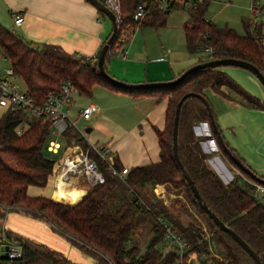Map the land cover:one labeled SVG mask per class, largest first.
<instances>
[{"label": "trees", "instance_id": "1", "mask_svg": "<svg viewBox=\"0 0 264 264\" xmlns=\"http://www.w3.org/2000/svg\"><path fill=\"white\" fill-rule=\"evenodd\" d=\"M178 1L121 0L122 24L105 56L108 74L111 75L107 62L120 49L122 31H127L130 41L137 27L150 25L157 30L165 27L168 14L165 10L175 8ZM139 4L144 5L146 16L137 23L133 21V15ZM208 5V0H182V6L188 14L183 26L188 52L199 54L200 63L212 59L234 58L249 62L264 71V48L258 42V36L263 35L262 23L253 27L249 20H243L244 33L240 34L231 27H219L208 20ZM101 14L105 16L102 12ZM0 49L4 58L10 61L15 74L25 83L28 93L37 102H42L46 95L57 91L65 81H71L78 93L85 96H91L95 86L101 85L133 96L154 95L159 100L168 98L166 126L163 130L156 128L160 160L130 168L122 181L112 173L105 161L92 154L103 171L105 182L88 187L87 194L81 201L53 196L62 201L59 202L44 195H29L30 186L44 188L54 181L57 161L43 153L51 125L43 118L1 110L0 219L5 218L8 210H17L44 220L82 252L93 257L94 264H174L176 253L163 256L157 247L164 237V231L156 223L154 215H161L167 219L174 232L189 243V252H196L201 264H256L244 248L231 235L221 230L203 210L173 154L175 112L178 102L187 93L203 95L209 101L207 90L224 98L231 97L230 92H233L245 106L264 109V102L243 90L223 70L225 67L197 69L169 87L129 90L109 82L101 75L97 57L68 53L55 44L35 45L1 24ZM202 122L210 126L205 105L196 97L187 98L181 106L179 116V158L203 202L257 253L264 264V203L255 196L253 186L245 180V177H250L240 171L223 152L212 127L211 138L216 140L223 154L242 173L235 175L226 184L210 167L211 155L203 150L201 139L195 133V128ZM21 125L26 127L19 132ZM217 128L222 136L221 130L218 126ZM63 137L67 147L78 143L83 148H88L86 139L73 128L65 132ZM224 142L235 153L225 140ZM114 167L117 170L124 168L117 157ZM255 173L264 180V175ZM166 184L185 189L186 198L199 215L200 221L194 219L184 222L169 211L164 201L153 191L156 185ZM145 189L151 191L149 196L143 193ZM56 193L60 194L58 191ZM139 199L145 202L149 211L139 204ZM145 229H148L150 236L146 247L140 249L134 238ZM3 237L20 243L23 255L16 260H4L0 257V264H83L71 261L48 247L13 232L6 231L4 236L0 233V240Z\"/></svg>", "mask_w": 264, "mask_h": 264}, {"label": "crops", "instance_id": "2", "mask_svg": "<svg viewBox=\"0 0 264 264\" xmlns=\"http://www.w3.org/2000/svg\"><path fill=\"white\" fill-rule=\"evenodd\" d=\"M102 1L104 3L105 0ZM170 12L171 9L168 14ZM14 14H22L25 22L20 26H15ZM185 22L182 25L181 35H178L180 43L172 45L173 47H168V44L161 41L157 35L159 31L163 32L166 26L158 30L150 25L139 27V29L137 27L138 31H134L135 35L124 46L125 53L121 54L118 51V55L123 60L114 59L112 55L108 59L110 62H107V67L111 75L115 77L113 72L120 76L119 71L123 68L126 78L129 75L128 70L137 71L134 83L172 80L188 67L200 63V55L190 54L186 50L187 46L183 44V36L186 44L183 29ZM0 24L14 30L17 36L35 45L55 44L68 53H78L92 58L97 57L112 32L111 22H108L106 16H103L87 0H0ZM185 50L193 55L190 62L185 59ZM118 65L121 68H117ZM143 68L145 80L141 81ZM223 70L243 90L264 102L256 85L258 79L252 73L237 67H225ZM101 88L106 93L100 92L106 96H122L119 98L123 100L125 109L122 114H118L120 126L117 125V130H112L105 126L110 121L107 110L93 103L99 107V113L88 120L91 125L87 127L89 132L86 129L84 133L86 141L111 147L115 157L128 169L158 162L160 146L156 128L163 130L166 126L168 98L159 100L154 95L133 96L115 92L103 86ZM224 91L228 92L227 89ZM230 94L229 98L217 95L212 90L207 94L217 126L221 130L223 139L237 156L259 175H264V109L249 108L242 104L233 92ZM125 123L130 125L128 130L122 128V124ZM206 126L209 130L208 136H210V127ZM212 147L214 148V144ZM213 158L210 160L212 166L214 165ZM218 158L221 160V157ZM218 167L223 171L227 166L223 163ZM212 168L228 184L230 180H225L215 166ZM53 182L44 188L30 186L28 193L31 196H48L55 201H59L54 199L55 195H60L62 199L72 198L62 195L60 192L62 190L82 195L81 198L64 200H82L87 194L88 185L85 181L71 182L68 186L65 185L64 189L59 188L60 194L55 192ZM163 188L164 185H156L153 191L166 204ZM6 231L42 244L71 261L83 264H94L95 262L85 257L77 246L53 233L52 227L46 221L30 214L8 210L5 218L0 219V233L5 234Z\"/></svg>", "mask_w": 264, "mask_h": 264}, {"label": "built area", "instance_id": "3", "mask_svg": "<svg viewBox=\"0 0 264 264\" xmlns=\"http://www.w3.org/2000/svg\"><path fill=\"white\" fill-rule=\"evenodd\" d=\"M104 4L115 14L119 28L120 24H122L121 0H105ZM250 10L252 18H250L249 22L253 27L258 26L260 24L259 19L264 11L261 0H251ZM145 16V7L139 4L133 15V21L138 23L144 19ZM13 21L15 26H20L25 22V17L22 14H14ZM128 41L127 31L123 30L120 38L121 46L119 53H125L124 46ZM258 42L261 47L264 48V34L258 36ZM261 72L264 74V71ZM17 78L18 76L11 67L8 69H0L1 110L22 113L35 118L48 120L51 128H54L55 134L58 136H63L70 128L79 131L76 128V122L72 121L69 116L73 96L78 94L77 88L71 81L63 82L57 91H53L46 95L42 102H37L26 89L20 88L19 84L16 82ZM97 113H99V107L91 103L79 112V117L88 121ZM25 127V125H21L18 131H23ZM79 132L84 137L85 132ZM61 147L59 142H51L49 149L53 153L59 154ZM92 154H95L105 161L112 173L120 180H125L129 169L124 167L122 170H117L114 167L116 157L111 147L88 143V148L85 149L80 144L73 143L70 147L66 148L64 156L56 162L53 176L55 192L59 190V184L61 183L69 184L71 182L85 181L88 187H92L105 182L103 171L99 168ZM245 180L253 186L255 196L260 200L264 199V183L246 177ZM139 204L145 206L147 211L150 210L142 199H139ZM154 219L158 226L164 231V237L157 246L163 256L175 252L176 259L174 264H201L197 253L189 252V243L181 235L174 232L164 216L154 215ZM204 230L206 229L204 228ZM3 242L6 245L5 247H8L6 253L9 260H16L22 257L23 247L20 243L5 237L0 240V244Z\"/></svg>", "mask_w": 264, "mask_h": 264}, {"label": "rangeland", "instance_id": "4", "mask_svg": "<svg viewBox=\"0 0 264 264\" xmlns=\"http://www.w3.org/2000/svg\"><path fill=\"white\" fill-rule=\"evenodd\" d=\"M209 5L208 9L206 11V18L219 27H231L235 29L239 33H244V28H243V20H250L252 18V13L250 10V5H251V0H208ZM261 4L263 5V10H264V0H261ZM163 5H166L163 2ZM186 9L183 8L182 6V0H179L177 3V6L173 9H171V12L167 14V23H166V28L163 29V32H158V37L161 41H163L165 44H168V47H173L177 44L180 43V40L178 39V35H181L182 33V25L184 21H186L187 18V13ZM107 21L108 18L106 17ZM260 23H262V32L264 34V11L263 15L260 17ZM139 29V27H138ZM154 30V29H153ZM136 30L135 32H137ZM155 31V30H154ZM135 32L133 35H135ZM132 35V36H133ZM133 38V37H131ZM131 41V40H130ZM129 41V42H130ZM128 42V43H129ZM183 44L186 47L185 41H184V36H183ZM173 45V46H172ZM177 50V49H176ZM187 50V49H186ZM185 50L186 56L185 59L189 60V62L192 60V56L188 54V52ZM118 55V52L112 55L114 59L118 60H123L121 56ZM167 61V59H166ZM110 62V61H108ZM193 66V65H192ZM190 66V67H192ZM10 61L7 58H4L3 53L0 49V69H8L10 68ZM188 67L187 69H189ZM117 68H121L120 65L117 66ZM186 69V70H187ZM110 70V69H109ZM245 71V70H244ZM120 76L116 75L115 73L112 72V74L127 83H134L136 81V76H137V71L136 70H128V78H126L125 70L121 68ZM140 80H145V71L144 68L142 69V78ZM169 80H161L158 82H166ZM16 82L19 84L21 89H26V85L23 82L21 78H17ZM156 82V81H155ZM256 85L257 88L259 89L260 93L262 94L264 98V86L256 80ZM101 86H97L95 89H93V93L91 96H85L81 94H75L73 96V101H72V106L70 107V118L72 121L76 122V128L81 131L85 132L87 127H90V121L84 120L79 117V112L87 105L91 103H95L98 106L105 108L107 110V115L109 116L110 121L108 122L106 128L114 129L117 130V125L120 126V120L118 119V114H122L124 109H125V104L123 100H121L122 96H106L102 94V92L106 93L105 90H102ZM102 91V92H100ZM210 90H207V94L209 93ZM113 95V94H112ZM0 110V114H1ZM1 116V115H0ZM208 123L202 122L200 123L196 128H195V133L196 135L201 139V146L204 149L206 153H209L211 155L209 159V165L212 168L215 166L217 169H219V172L223 175L225 180H230L229 182L232 181L233 177L239 173H242L239 171V169L231 163V161L228 160V158L223 154L221 151L218 143L214 138H211V131H210V136H208V128L207 126ZM122 128L125 130H128L130 128V125L128 124H122ZM78 131V132H79ZM80 133V132H79ZM80 135H82L80 133ZM51 142H59L62 146V150L60 151L59 154L53 153L50 149L49 146L51 145ZM214 144V148L212 145ZM66 142L64 140L63 136H58L55 134L54 128L50 129L49 135L44 143L43 147V153L46 157L59 161L61 156L64 154V151L66 149ZM208 151H206V150ZM214 157V158H213ZM221 157V160L220 158ZM212 163L214 165H211V159ZM226 164V168L222 171L218 166L220 164ZM214 170V168H212ZM228 182V183H229ZM227 184V183H226ZM164 199L166 202V206L169 209L171 213L176 216H179L184 222L185 221H191L194 219H197L200 221V217L195 211V209L189 204L187 198H186V192L184 188H176L171 185H164ZM143 193L145 196H149L151 194L150 190H144ZM155 193V191H154ZM156 194V193H155ZM157 196V195H156ZM158 197V196H157ZM160 198V197H159ZM53 199V198H52ZM164 201L163 199H161ZM264 203V199L261 200ZM61 202V201H60ZM179 213V214H178ZM178 214V215H177ZM48 223V222H47ZM49 224V223H48ZM51 227L52 225L49 224ZM53 233H56L57 235L61 236L62 238L66 239L64 235L59 233L55 228L52 227ZM149 232L148 229H145L143 232L139 233L137 236L134 238V242L138 244L140 249H144L146 247V244L149 240ZM67 240V239H66ZM68 241V240H67ZM70 242V241H69ZM71 243V242H70ZM72 246V244H70ZM5 243L0 244V257L4 256L5 252ZM82 254L87 257L89 260H95L93 257L89 256L85 252H82Z\"/></svg>", "mask_w": 264, "mask_h": 264}, {"label": "water", "instance_id": "5", "mask_svg": "<svg viewBox=\"0 0 264 264\" xmlns=\"http://www.w3.org/2000/svg\"><path fill=\"white\" fill-rule=\"evenodd\" d=\"M89 1L91 4H93L100 12H102L111 22L112 24V32L110 34V36L108 37V39L105 41L104 45L102 46V48L99 51V54L97 56V65L99 68V71L101 73V75L107 79L109 82L118 85L124 89H129V90H138V89H154V88H161V87H169L172 85H175L177 83H179L181 80H183L186 76H188L190 73L194 72L197 69L200 68H205V67H237V68H241L244 69L246 71H249L250 73H252L257 79L258 81L264 86V74L261 72V70L259 68H257L255 65L246 62V61H242L239 59H234V58H223V59H212L206 62H202V63H197L195 65H193L192 67H190L189 69L185 70L182 74H180L178 77H176L175 79L166 81V82H148V83H127L125 81L119 80L116 77L111 76L110 74H108L106 72L105 69V56L106 53L109 49V47L112 45L113 41L116 38V34L118 31V25H117V21H116V16L115 14L103 3L102 0H87ZM166 13L169 12V8H167L165 10ZM189 97H196L198 99H200L202 101V103L205 105L207 111H208V115L210 118V126L212 127L214 132L217 134L218 139L220 141V144L222 146L223 152L228 155V157L235 163V165L240 169V171H242L243 173H245L247 176H249L250 178L264 183V180L261 179L253 170H251L238 156L236 153L232 152L226 145L225 142L223 140V137L221 136V134L218 131L217 128V124L215 121V117H214V112L213 109L211 107L210 102L207 100V98L203 95L200 94H196L193 92L187 93L185 94L180 101L177 104V108H176V112H175V118H174V125H173V131H172V141H173V154H174V159L177 162L178 166L180 167L183 177L187 180V182L189 183L195 197L197 198V200L199 201L201 207L203 208V210L209 214V216L213 219V221L216 223L217 226L220 227L221 230L227 232L229 235L232 236V238L238 243L240 244L244 250L255 260L256 264H262L259 256L257 255V253L237 234L235 233L232 229H230L228 226H226L210 209L209 207L203 202L195 184L193 183L192 179L190 178L188 172L186 171V169L184 168L180 158H179V154H178V144H177V134H178V125H179V116H180V109L181 106L183 104V102L189 98ZM209 125V124H208ZM87 132H89V129H87ZM8 249V247H5V252H4V256L1 257V259L4 260H9L8 255L6 253V250Z\"/></svg>", "mask_w": 264, "mask_h": 264}, {"label": "bare ground", "instance_id": "6", "mask_svg": "<svg viewBox=\"0 0 264 264\" xmlns=\"http://www.w3.org/2000/svg\"><path fill=\"white\" fill-rule=\"evenodd\" d=\"M70 184V183H69ZM69 184H59L60 185V187L59 188H61V189H64V186L65 185H69ZM69 190V189H68ZM59 191H60V189H59ZM61 192V194L62 195H66V196H68V197H72V198H81L82 197V195L80 194V193H73V192H70V191H67V190H62V191H60ZM55 196H58V197H60V198H62L60 195H55Z\"/></svg>", "mask_w": 264, "mask_h": 264}]
</instances>
